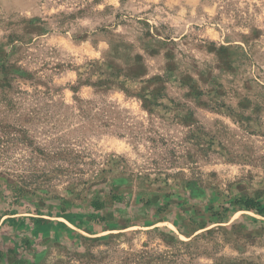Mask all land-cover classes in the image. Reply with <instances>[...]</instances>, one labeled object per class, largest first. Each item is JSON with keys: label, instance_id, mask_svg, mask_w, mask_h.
Wrapping results in <instances>:
<instances>
[{"label": "rangeland", "instance_id": "374dc122", "mask_svg": "<svg viewBox=\"0 0 264 264\" xmlns=\"http://www.w3.org/2000/svg\"><path fill=\"white\" fill-rule=\"evenodd\" d=\"M241 197L264 0H0V264H264ZM29 219L60 227L16 240Z\"/></svg>", "mask_w": 264, "mask_h": 264}, {"label": "crops", "instance_id": "0c3cea01", "mask_svg": "<svg viewBox=\"0 0 264 264\" xmlns=\"http://www.w3.org/2000/svg\"><path fill=\"white\" fill-rule=\"evenodd\" d=\"M26 223H24V221L22 220V224H21V220H17V221H9L10 226H14V229H16L17 232H15V238L17 239H21L23 238L22 236V231H19V228H21V226H26L29 230L30 233L28 234L29 240H33V241H41L40 243H43L45 240H53L54 235L56 234L55 231L60 227L59 223H45V222H39V219H34L32 221L29 220H25ZM21 224V225H20ZM13 229V228H12ZM30 236V237H29ZM39 246V244L37 245ZM42 261V258H35V262L39 264V262Z\"/></svg>", "mask_w": 264, "mask_h": 264}, {"label": "trees", "instance_id": "16d2710c", "mask_svg": "<svg viewBox=\"0 0 264 264\" xmlns=\"http://www.w3.org/2000/svg\"><path fill=\"white\" fill-rule=\"evenodd\" d=\"M93 207L96 210H101L102 204L93 203ZM230 207H235L239 210L253 212L261 217H264V203L258 201L257 199L251 198V197H241V198L235 199L231 203ZM227 212H229V209L224 210V213H227ZM39 222H43V221L39 220Z\"/></svg>", "mask_w": 264, "mask_h": 264}]
</instances>
